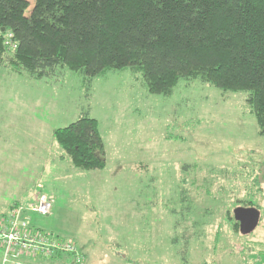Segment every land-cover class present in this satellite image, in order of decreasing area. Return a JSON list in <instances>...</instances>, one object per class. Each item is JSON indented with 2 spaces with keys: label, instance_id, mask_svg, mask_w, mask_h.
I'll use <instances>...</instances> for the list:
<instances>
[{
  "label": "rangeland",
  "instance_id": "rangeland-1",
  "mask_svg": "<svg viewBox=\"0 0 264 264\" xmlns=\"http://www.w3.org/2000/svg\"><path fill=\"white\" fill-rule=\"evenodd\" d=\"M86 79L0 69V215L47 193L52 212L33 225L75 239L83 264H264V134L248 93L183 81L151 94L128 69L90 89ZM86 111L105 141L102 169L76 167L54 137ZM238 206L261 212L250 234L234 224ZM22 262L76 264L69 254Z\"/></svg>",
  "mask_w": 264,
  "mask_h": 264
},
{
  "label": "trees",
  "instance_id": "trees-1",
  "mask_svg": "<svg viewBox=\"0 0 264 264\" xmlns=\"http://www.w3.org/2000/svg\"><path fill=\"white\" fill-rule=\"evenodd\" d=\"M30 4L0 0V69L44 79L68 68L88 89L94 77L128 69L151 94L171 95L183 81L243 91L264 134V0H35L27 15ZM54 137L76 167H105L100 123L89 111ZM23 257L37 258L10 261Z\"/></svg>",
  "mask_w": 264,
  "mask_h": 264
},
{
  "label": "built area",
  "instance_id": "built-area-1",
  "mask_svg": "<svg viewBox=\"0 0 264 264\" xmlns=\"http://www.w3.org/2000/svg\"><path fill=\"white\" fill-rule=\"evenodd\" d=\"M53 203L46 193H41L35 202L13 207L0 215V249L4 262L24 255L49 257L57 252L72 255L76 264L86 261L87 257L76 241L33 225L31 215L51 214Z\"/></svg>",
  "mask_w": 264,
  "mask_h": 264
},
{
  "label": "water",
  "instance_id": "water-1",
  "mask_svg": "<svg viewBox=\"0 0 264 264\" xmlns=\"http://www.w3.org/2000/svg\"><path fill=\"white\" fill-rule=\"evenodd\" d=\"M233 213L242 234H250L258 227L261 212L257 207L238 206Z\"/></svg>",
  "mask_w": 264,
  "mask_h": 264
},
{
  "label": "crops",
  "instance_id": "crops-1",
  "mask_svg": "<svg viewBox=\"0 0 264 264\" xmlns=\"http://www.w3.org/2000/svg\"><path fill=\"white\" fill-rule=\"evenodd\" d=\"M27 258H28V257H26V259H27ZM10 263H11V264H13V263H14V264H22L23 262L21 261V262L19 263V262L11 261Z\"/></svg>",
  "mask_w": 264,
  "mask_h": 264
}]
</instances>
